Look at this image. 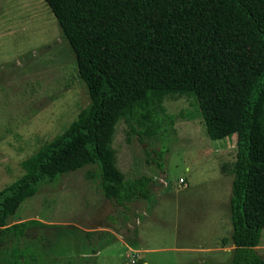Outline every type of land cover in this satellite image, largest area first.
I'll return each mask as SVG.
<instances>
[{
    "label": "trees",
    "instance_id": "1",
    "mask_svg": "<svg viewBox=\"0 0 264 264\" xmlns=\"http://www.w3.org/2000/svg\"><path fill=\"white\" fill-rule=\"evenodd\" d=\"M43 1L89 100L67 128L20 162L21 176L0 189V245H10L0 264L39 259L40 240L23 241L36 221L9 219L41 184L63 175L87 168L86 179L123 210L137 201L154 205L153 180L125 179L116 166L115 126L124 123L127 141L161 143L152 163L162 169L174 131L163 103L180 98L194 102L211 140H235V159L221 168L232 177L231 232L221 241L232 245L227 264H264L256 253L264 229V0ZM114 241L109 231H86L75 256L87 261Z\"/></svg>",
    "mask_w": 264,
    "mask_h": 264
},
{
    "label": "rangeland",
    "instance_id": "2",
    "mask_svg": "<svg viewBox=\"0 0 264 264\" xmlns=\"http://www.w3.org/2000/svg\"><path fill=\"white\" fill-rule=\"evenodd\" d=\"M88 100L74 55L44 1L0 0V189L21 176L20 162L67 128ZM163 106L174 118V131L162 169L152 163L161 143H142L137 136L127 141L122 121L112 142L125 179L144 175L153 180L155 204L137 201L123 210L102 197L97 182L86 179L87 168L43 183L9 219L36 221L23 239L40 240L35 264L231 260L232 245L222 247L221 241L231 232L232 177L221 168L235 159L234 137L211 140L191 99H168ZM97 230L113 233L114 243L94 258L78 260L75 249L83 233ZM9 246L0 245V258ZM256 253L264 259V229Z\"/></svg>",
    "mask_w": 264,
    "mask_h": 264
},
{
    "label": "built area",
    "instance_id": "3",
    "mask_svg": "<svg viewBox=\"0 0 264 264\" xmlns=\"http://www.w3.org/2000/svg\"><path fill=\"white\" fill-rule=\"evenodd\" d=\"M178 182L179 183H182L183 182V179L182 178H180L179 180H178ZM134 261H132V263H133Z\"/></svg>",
    "mask_w": 264,
    "mask_h": 264
}]
</instances>
